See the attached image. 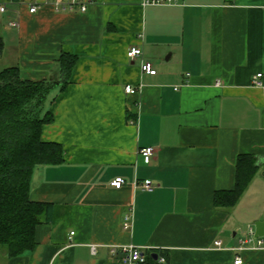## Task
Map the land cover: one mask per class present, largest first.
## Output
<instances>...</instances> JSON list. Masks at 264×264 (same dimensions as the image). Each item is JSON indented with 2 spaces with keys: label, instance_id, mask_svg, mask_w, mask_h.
<instances>
[{
  "label": "crops",
  "instance_id": "1",
  "mask_svg": "<svg viewBox=\"0 0 264 264\" xmlns=\"http://www.w3.org/2000/svg\"><path fill=\"white\" fill-rule=\"evenodd\" d=\"M0 4L1 59L24 79L58 81L61 55L77 56L69 83L51 91L42 132L62 144L64 161L32 177L30 197L48 216L35 247L14 257L0 247V264H122L113 248L125 244L154 249L165 264H235L238 255L264 264V248L238 249L242 231L264 221V98L252 85L264 74V0ZM132 47L142 54L130 58ZM143 61L157 73H144ZM241 155L254 156L257 171L235 205L216 207L215 193L236 186ZM146 179L153 191L137 184Z\"/></svg>",
  "mask_w": 264,
  "mask_h": 264
},
{
  "label": "trees",
  "instance_id": "2",
  "mask_svg": "<svg viewBox=\"0 0 264 264\" xmlns=\"http://www.w3.org/2000/svg\"><path fill=\"white\" fill-rule=\"evenodd\" d=\"M5 43L0 37V59ZM77 62V56L63 53L60 57L61 79L33 81L22 77L19 66L0 71V247L10 257L21 255L35 247L37 226L48 216L49 207L30 197L32 177L39 165H54L64 161L61 143L46 141L43 126L52 120L46 110L55 83L65 87ZM257 171L255 157L238 158L236 186L218 190L216 207L235 205ZM150 253L144 264H157Z\"/></svg>",
  "mask_w": 264,
  "mask_h": 264
},
{
  "label": "built area",
  "instance_id": "3",
  "mask_svg": "<svg viewBox=\"0 0 264 264\" xmlns=\"http://www.w3.org/2000/svg\"><path fill=\"white\" fill-rule=\"evenodd\" d=\"M179 0H144V4H151V5H172L177 4ZM53 5L57 10H73L74 8H79L82 11H86L88 6L95 2V0H51ZM38 9V6L33 4L30 7V12L34 13ZM0 10L5 11L6 6L0 4ZM130 58H135L138 55L142 54V49L138 47H132L129 52ZM142 71L147 74L155 75L157 73V69L155 68L154 64L150 61H143L142 62ZM252 85L258 86L263 89V98H264V74L262 72H258L253 75L252 77ZM127 93H135L136 89L130 85L126 86ZM140 153L146 158L148 161L150 157L155 153V147L148 146L143 147L140 149ZM126 184V180L122 177H117L111 182V185L115 188H121ZM142 189L147 191H153L156 188V185L149 179L143 180L137 183ZM132 223V216H126L124 220V226L126 228L131 227ZM242 239H241V246L238 247L239 250H244L247 248L253 249H262L264 248V239L262 237L255 235V227L254 225H249L245 230L242 231ZM215 246L218 249H222L223 243L221 240L215 241ZM114 252L121 253V261L122 264H144L148 260V256L150 253H156L152 248L148 246H137L134 244H125L120 246H115L113 248ZM158 256L156 260L160 264L166 263V257L161 255L157 252ZM235 264H242L243 259L241 256H236Z\"/></svg>",
  "mask_w": 264,
  "mask_h": 264
},
{
  "label": "water",
  "instance_id": "4",
  "mask_svg": "<svg viewBox=\"0 0 264 264\" xmlns=\"http://www.w3.org/2000/svg\"><path fill=\"white\" fill-rule=\"evenodd\" d=\"M255 235L264 236V221H258L255 224ZM154 258H157L158 254L154 253Z\"/></svg>",
  "mask_w": 264,
  "mask_h": 264
},
{
  "label": "rangeland",
  "instance_id": "5",
  "mask_svg": "<svg viewBox=\"0 0 264 264\" xmlns=\"http://www.w3.org/2000/svg\"><path fill=\"white\" fill-rule=\"evenodd\" d=\"M10 61L9 59L7 58H4V59H0V71L3 70L5 67H7L9 64ZM53 92V91H52Z\"/></svg>",
  "mask_w": 264,
  "mask_h": 264
}]
</instances>
